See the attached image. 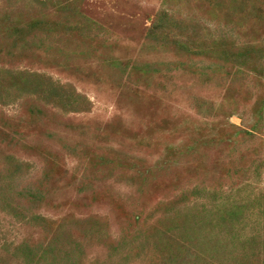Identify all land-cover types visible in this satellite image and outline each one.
I'll return each instance as SVG.
<instances>
[{
  "label": "rangeland",
  "instance_id": "374dc122",
  "mask_svg": "<svg viewBox=\"0 0 264 264\" xmlns=\"http://www.w3.org/2000/svg\"><path fill=\"white\" fill-rule=\"evenodd\" d=\"M220 2L0 0V264H264V29Z\"/></svg>",
  "mask_w": 264,
  "mask_h": 264
},
{
  "label": "trees",
  "instance_id": "16d2710c",
  "mask_svg": "<svg viewBox=\"0 0 264 264\" xmlns=\"http://www.w3.org/2000/svg\"><path fill=\"white\" fill-rule=\"evenodd\" d=\"M222 7H224L223 14L230 22H237L239 25L257 23L260 25L259 28L264 29V0H222V2L218 3V6L216 4L215 9L212 8V12L219 11ZM178 49L185 53H191L185 42H180ZM193 50L196 51L195 48ZM193 50H191L192 53ZM259 52L264 53V50L260 49ZM241 60L247 62L249 58L246 55ZM251 72L256 73L259 78L264 80V66L255 65V68H252ZM260 117L261 120L264 119V112ZM233 215L235 216L234 212H229L226 216V220L233 217Z\"/></svg>",
  "mask_w": 264,
  "mask_h": 264
}]
</instances>
